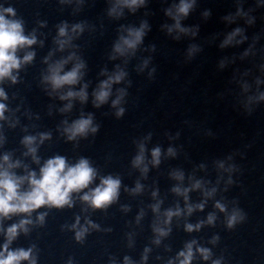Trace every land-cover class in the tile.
Listing matches in <instances>:
<instances>
[{
    "label": "clouds",
    "instance_id": "9594fccd",
    "mask_svg": "<svg viewBox=\"0 0 264 264\" xmlns=\"http://www.w3.org/2000/svg\"><path fill=\"white\" fill-rule=\"evenodd\" d=\"M196 0H180L179 5L176 7V14L173 16L172 10L169 9L167 15L173 16L175 23L172 27L168 28L169 33L173 30L178 31L179 33L188 34L191 32L193 36L196 35V31L181 26L180 20L182 17H187L189 12L193 9ZM145 3V0H117V4L110 10V15L116 14L120 15L122 13L117 11L118 7H127L132 11L139 6H142ZM209 12H205L204 16L207 17ZM16 12L12 7L0 9V81L3 79L10 78L13 83L16 82L17 77L14 76L13 70L19 69L22 64L30 63L33 60L35 55L34 52H28L23 56L22 59L18 58L16 55L18 48H23L25 46H31L36 43V38L34 35L31 37L25 36L23 34V22L19 19H8L6 17H15ZM236 16L248 17L246 22L251 25L254 23L255 18L250 17L247 12L243 11L242 7H238L236 11ZM224 19L232 21L235 18L232 16H227ZM147 24H141L140 28L134 29L130 28L127 30V36H121L119 42L114 45V52L120 56H124L131 52H134L137 45L142 42V39L145 35V29ZM73 32L83 31V27L80 24H77L73 27ZM244 30L240 27L235 28L230 33L227 34L226 38L220 44L221 48H225L233 42L235 44H243L248 37L243 34ZM67 36V25L64 24L59 27V37ZM240 39H236V37ZM178 38V37H177ZM71 37L68 39H58L56 43L59 45L60 50H63L70 42ZM257 38H254L253 44L243 53L244 56H248L254 47L255 41ZM199 51V48L195 45L191 46L188 50V54L191 57L194 53ZM74 54L68 56L67 59L58 61L49 66L48 72L49 75L45 76L44 79L48 82L52 89L58 90L63 86L76 85L79 80L82 78L81 69L84 68L83 62H77L71 70L63 72L64 66L72 59H74ZM115 58V57H113ZM145 66L148 61H145ZM221 67H224V62H221ZM264 68V65L261 66ZM154 71V70H153ZM126 73L124 71H117L113 75L109 76L107 80H104L100 83L98 89L93 93L94 95V104L96 107L105 104L109 96L111 95L112 85L115 83L121 82ZM261 81L257 80V84ZM247 89V85L245 86ZM87 85L85 84L79 91H68L66 95L60 96L61 100H72L79 99L82 103L86 102L88 99L87 94ZM123 89L119 90V95L116 99L112 101V106L115 108L121 104V101L125 95ZM0 98L7 99V96L3 89H0ZM260 101L264 100V92L260 93L257 97H249V104L253 100ZM71 103L67 104L63 111H68L71 109ZM6 106L3 103H0V119L4 118V112ZM251 107H248L249 114L251 113ZM125 109L119 107L115 115L117 118L124 115ZM99 130V126H93V117L89 115L87 118H80L74 121L70 126L64 129L67 133L69 140H74L77 136H86L88 132L96 133ZM48 134L41 135V142L44 139H48ZM35 142V137L27 136L24 138L23 143L28 146V153L35 157L36 148L32 147ZM139 154L133 160L134 167H140L144 162V145L139 146ZM169 155H174L173 149L169 148ZM152 163L158 165L160 162L161 151L159 148L153 149L152 153ZM4 162L8 164V169L18 167L17 164L8 163L9 157L5 155L3 157ZM223 168V164L220 165ZM142 172H147V167H143ZM232 171L233 168L230 167L227 169ZM96 176V170L90 166V163L87 159L81 158L75 165L69 166L66 163V159L62 156H55L46 161L43 167L40 169V177L37 178L34 172L28 174L27 177H17L13 173H10L7 169L0 171V217H9L10 214L17 213H27L31 214L34 210L41 208L42 206L48 205L50 207H55L57 209L64 208L65 206L72 207L71 194L74 192H80L82 189L88 187V185L93 181ZM175 178L178 180L183 179L182 173H176ZM27 180L29 189L26 191H21V185ZM232 183L231 179L228 181ZM119 178H113L112 176H107L101 179L99 186H97L90 193H85L81 199L88 203L94 209H103L106 206L113 203L117 197L120 188ZM194 188H200L201 183L197 181L194 185ZM141 185L137 184L134 191H140ZM177 194H183L185 200H187L188 189H184L181 193L180 188L173 189ZM213 188L210 192H205L206 196H211L215 192ZM155 195V193H153ZM196 208L203 210V204H198ZM221 212L226 211V208L223 204L217 202L215 205ZM154 211L159 210V204L154 206ZM192 206L187 207V213L191 214L193 211ZM167 220L165 223H168L173 216L180 215V209L177 208L175 211L168 210L165 214ZM45 219V214H41L37 217L39 223L43 224ZM246 219V215L239 208H234L232 212L227 216V227L233 228L237 223L243 222ZM215 220V216L210 214L207 218V223L212 224ZM32 221L28 219L21 220L18 224H12L6 230V243L3 245V250L0 251V264H20L23 260H30V264H36V260L32 258V249L24 250L23 248L16 250H9V245L13 240L16 239L18 233L23 231L28 232L26 227L28 224H31ZM79 224V219L77 218V224L72 225V228L75 229ZM91 224V222H89ZM92 227H98L97 225H91ZM201 224L195 226L188 224L186 225V230L192 232L194 230H199ZM88 229L86 227H80L75 233V238L77 241H82ZM155 231L160 236L167 235V231L161 228H156ZM218 239V237L213 238V242ZM159 243V241H156ZM193 244L195 241L186 245L185 251L179 253V257H182L180 264H191L193 258ZM148 249H145L147 252ZM197 251L201 254L203 259L208 260L211 253L209 249L198 248ZM144 259H147L145 256ZM125 264H130V261L125 257ZM171 264V262H170ZM213 264H220L219 260L213 261Z\"/></svg>",
    "mask_w": 264,
    "mask_h": 264
}]
</instances>
